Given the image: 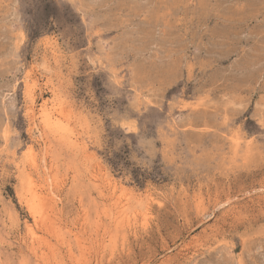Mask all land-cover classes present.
Segmentation results:
<instances>
[{"label":"rangeland","instance_id":"374dc122","mask_svg":"<svg viewBox=\"0 0 264 264\" xmlns=\"http://www.w3.org/2000/svg\"><path fill=\"white\" fill-rule=\"evenodd\" d=\"M0 264H264V0H0Z\"/></svg>","mask_w":264,"mask_h":264},{"label":"bare ground","instance_id":"6f19581e","mask_svg":"<svg viewBox=\"0 0 264 264\" xmlns=\"http://www.w3.org/2000/svg\"><path fill=\"white\" fill-rule=\"evenodd\" d=\"M56 126V125H55ZM34 130H36V128L34 127ZM60 130V129H59ZM32 149V148H31ZM33 150V149H32ZM57 154V153H56ZM35 156V155H34ZM34 156H32V157H34ZM34 162V169H35V171H37V172H40V167H39V164H37V162L35 161V160H33ZM32 163V164H33ZM52 192V191H51ZM229 201V200H228ZM223 206H224V204H223ZM219 207H222V206H219ZM215 209V208H214ZM211 212V211H210ZM99 244V243H98ZM94 250V249H93Z\"/></svg>","mask_w":264,"mask_h":264}]
</instances>
